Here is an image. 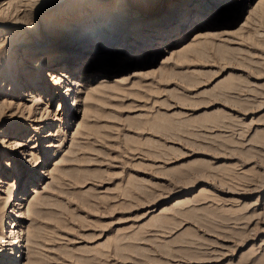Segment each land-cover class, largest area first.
Segmentation results:
<instances>
[{
	"label": "rangeland",
	"instance_id": "374dc122",
	"mask_svg": "<svg viewBox=\"0 0 264 264\" xmlns=\"http://www.w3.org/2000/svg\"><path fill=\"white\" fill-rule=\"evenodd\" d=\"M160 1L0 0L1 264H264V0ZM76 23L93 53L41 70Z\"/></svg>",
	"mask_w": 264,
	"mask_h": 264
},
{
	"label": "bare ground",
	"instance_id": "6f19581e",
	"mask_svg": "<svg viewBox=\"0 0 264 264\" xmlns=\"http://www.w3.org/2000/svg\"><path fill=\"white\" fill-rule=\"evenodd\" d=\"M249 1L251 0H235L236 2V5L235 7L233 8L235 11L234 14H236V12L238 11L239 13L242 12L243 10H245L246 6L249 4ZM165 2V0L163 1H160L158 4L154 5V6H150V5H145L144 7L146 9V11H149L148 14H151V13H154V12H157V7L159 8V6L162 5V3ZM178 2V0H175L174 2H169V4L174 8V6L176 5V3ZM233 2V0H218V3L221 5L222 3V6L225 5L226 9H224L220 14L223 16V14H227V11L230 12L231 10V3ZM218 5V4H217ZM216 6V5H215ZM250 6V5H248ZM229 7V10H227V8ZM154 9V10H153ZM153 10V11H152ZM203 12H206L207 10L206 9H202ZM215 9H213L214 11ZM202 12V13H203ZM19 19H16L14 22V24L18 23L19 24ZM21 22V21H20ZM5 24V23H4ZM81 31V24L80 23H76L74 25V27L72 28V34L66 39L64 40V43L62 44V46H55L54 49H49L46 50V48H43V49H32L30 52L38 55V54H45L44 56H47L46 60L44 61V64L41 65V70H50V71H53L56 69V67L60 66V65H66L67 62L71 61V60H77L76 63H78L80 60L83 59V57H81V55H90L91 53L93 52H89V50L87 51L86 48L82 49V50H77L76 48V44H78V36H79V33ZM98 32H102L101 28L99 29H96L94 31V33H98ZM145 39V37H137L135 40L136 42L139 44L140 42H143V40ZM140 41V42H138ZM130 43V42H129ZM135 43V42H134ZM33 44V43H32ZM113 44V43H112ZM127 48L128 45L124 46H119V48ZM134 47V46H133ZM40 50V51H39ZM109 46L106 45V47H101L98 49V51H96V53H94V58H102L104 60H106V56H107V53L109 52ZM121 51V49L119 50ZM50 52V53H49ZM80 52V53H79ZM90 53V54H89ZM43 56V57H44ZM87 58V57H86ZM31 59V57H30ZM85 59V58H84ZM75 62V61H74ZM86 62V63H85ZM94 68V67H97V68H100L101 65L104 63L103 62H100L98 60L94 61L93 59L92 60H86L84 61L83 66H85L86 64H89ZM44 66V67H43ZM68 66V65H67ZM87 68V67H86ZM29 69H26L25 71H28ZM77 71V70H76ZM48 75L49 72H47ZM56 73H51V75H53L54 77V83L56 84V86L58 87V90L63 87V85H68V88H67V91H66V101L68 102V108L65 109V107L63 106L62 108L64 109L63 111L66 112V113H72L73 114V117L74 119H77V114L78 112L75 110V106H76V103H75V98L77 97L78 94H80L82 92V89L85 87L86 85V82L83 80V76H75L76 73H75V70L72 69V70H69V66L66 68V70H63L61 71L60 73H58L59 75H55ZM97 78V75H93V77L91 79H96ZM90 81V80H89ZM71 100H73L72 103ZM72 120V119H71ZM9 127H12L14 129H16V131L14 133H17V131L20 129H22L23 127L22 126H18V124H13ZM9 127L6 128V130L9 129ZM13 133V134H14ZM12 134V136H13ZM49 133L47 134H43L41 135V137H49ZM25 144L23 143H19L17 145V151H21V152H24L25 154H27L26 150L24 149L25 148ZM31 148V147H30ZM23 153V154H24ZM23 158V157H22ZM48 160L50 159V157L47 158ZM31 188V187H30ZM18 200H23L25 199V193L22 194L21 196H18ZM182 201V200H181ZM177 202H180V201H177ZM14 204V209L12 211V217H10V219L13 218V216L15 217H18L19 216V212L17 213V208H21V205L19 202H17V200L13 203ZM15 220V219H14ZM8 225L11 227L10 231L8 230V228H6V226L4 227V229L10 233L9 237L12 238V239H15L16 238V235L20 234V231L17 229V224L14 222H9ZM7 225V226H8ZM5 231V232H6ZM6 232V233H7ZM8 245V246H7ZM9 246H13V247H9ZM12 249V251H10V253L8 252L9 251V248ZM25 247V239L23 238L22 239V236H18V241H15V242H9L7 243L6 245H4L2 247V250L0 253H4V252H8L6 254H11V255H15V257H18V258H21L22 255H21V252L23 250V248ZM19 250V251H18ZM15 251H18V253H16ZM15 260V259H14ZM2 262H0L1 264ZM13 264H16V260L14 261Z\"/></svg>",
	"mask_w": 264,
	"mask_h": 264
}]
</instances>
